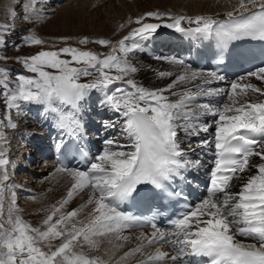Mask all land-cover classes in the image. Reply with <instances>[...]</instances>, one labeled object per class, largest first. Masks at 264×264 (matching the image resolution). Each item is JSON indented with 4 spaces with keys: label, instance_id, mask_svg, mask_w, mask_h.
<instances>
[{
    "label": "snow or ice",
    "instance_id": "snow-or-ice-1",
    "mask_svg": "<svg viewBox=\"0 0 264 264\" xmlns=\"http://www.w3.org/2000/svg\"><path fill=\"white\" fill-rule=\"evenodd\" d=\"M18 7L23 11L13 8L11 18L0 22V52L6 53L17 20L28 27L15 49L40 48L16 56L23 69L19 73L3 66L6 55L0 57V104L7 117L6 124L0 122V140H5L2 129L18 128L8 113L14 110L19 117L29 104L41 105L60 135L72 140L87 135L84 115L93 92L113 115L102 122L109 135L87 168L60 162L52 170L66 173L71 184L41 226L23 218L16 191L9 193L7 219L0 221V264H126L138 253L145 257L139 264H193V258H206L210 264H264V88L246 77L214 87L224 81L221 74L195 69L175 57L156 59L180 66V74L172 78L173 72L160 71L158 76L170 82L148 88L134 78L141 69L133 63L166 20L171 22L164 26L189 38L215 39L221 48L239 39L264 40V0H239L227 19L147 11L135 21L141 26L115 43L108 38L77 41L109 47L106 55L73 46L70 37L49 44L32 34L39 17L49 15L46 0H18ZM148 19L158 22H144ZM248 75L264 81V67ZM212 97L223 100L202 102ZM208 154L207 194L194 205L186 204L168 228L160 226L159 213L142 217L122 210L142 194L171 199L177 195L172 186L187 183L189 174L202 166L201 156ZM9 163L0 151V168ZM9 185L15 188L8 172L0 171V192ZM141 185L151 187L145 191ZM85 191L90 193L87 204L94 207L78 219L86 205L72 211L66 207ZM4 199L0 194V201ZM141 227L151 228V234L140 233L136 246L124 250L133 239L124 231ZM164 246L172 251H163ZM148 248L155 250L149 253Z\"/></svg>",
    "mask_w": 264,
    "mask_h": 264
},
{
    "label": "bare ground",
    "instance_id": "bare-ground-1",
    "mask_svg": "<svg viewBox=\"0 0 264 264\" xmlns=\"http://www.w3.org/2000/svg\"><path fill=\"white\" fill-rule=\"evenodd\" d=\"M0 1H2V0H0ZM78 1H80V0H78ZM83 1L85 3L86 0H83ZM132 1H134V0H132ZM132 1H130V3H128V0H110L109 7H108L109 10H104L105 12H101V13H99L97 11L96 12L94 11L93 13L90 14V16H85L83 14V19H81V17L75 19L73 14H63L62 16L59 15L58 17L56 16L54 20L57 19V21H55L53 23H58L59 26H56V27L51 26L50 30H48L47 33L51 32L50 35L53 34V38H56L57 36H59V37H61V36L68 37L70 35V32H68V29L71 28L73 33L75 35H79L80 38H85V37L89 38V37H91L92 40L94 41V39L96 38L95 36H99L100 38L111 39L113 41V43H115L116 41L121 39L124 35L129 34L130 30L127 29V28H129V25H130L129 23L131 21H134V16H137L138 14H141V11H142L141 8H136L135 7L136 8L135 10L132 8V6H133V4H131ZM49 2H51V1L46 0V3H49ZM55 2H57V3H53L54 5H52L54 8L49 9L48 12H50L52 10L54 11V10L60 9L61 7H58L60 5L59 3H62L64 1L63 0H56ZM93 2H94V0H93ZM2 6H3L2 8H4L8 12V14H10V15L12 14V9L13 8H16L17 12H18L17 9L19 8L18 7V0H3V5ZM55 6H57V7H55ZM19 12H20V10H19ZM226 13L227 12H224V13H220L218 11H214L213 12L212 10H210L209 8L208 9L205 8L204 5H201V4L199 6L198 5L193 6V8H191V11H190L191 16L207 15V16H212V17H214L216 19L227 18ZM121 26H123V27H121ZM182 26L187 27L188 25L187 24H183ZM59 31H61V32H59ZM21 32H22L21 30H17L16 34L13 35L14 39H16V38L19 39V37L21 35L20 34ZM161 35H162V37L163 36L165 37L167 35L165 38H169L170 36L174 37V38H184L185 37V35L177 32L175 29H172V28H170L168 31H165ZM152 37H156V36L152 35L147 40L148 46H146L147 48H145V52L143 53L144 55H146L149 58V60L148 61L140 60L139 59L140 56L138 57L137 55H136L135 59L133 60V63L136 64L141 69L135 75L134 78L139 83H142L145 87H148V88H159V87H163L166 83L170 82V79H171V78H161V77H159L158 73L160 71H171L174 74L172 78H174L175 75H179L180 74L182 69L180 68V66L170 65L168 63V61L165 60V59H156V57L160 56L158 54V51H162V55L160 57L172 58L174 56H173V53L171 54L170 52L166 51V49H167L166 46H167V40L168 39L165 42H161V43H158L159 39H158V41H155L154 43H151V38ZM58 46L62 47L63 45L61 44V45H58ZM90 46H92V45H89V44L87 46L80 45V47L83 48V49H88ZM153 46H155V48H153ZM163 47H164V49H162ZM169 47H171V50L173 52H175L178 55H180L178 57V59H182L183 58V59L186 60V58L184 56V53L181 52L178 49L180 47L179 45H174L175 49L173 48V46H169ZM97 48L99 49L100 53L105 54V55L110 52L109 47L100 46V45L97 44ZM18 67L14 66L12 68H13L14 71L17 72L19 70ZM251 79H253V80H251ZM246 80L248 82H250V83L255 84L257 87L264 88V81L258 80L256 77H246ZM215 86L227 87L223 82L220 85H214V87ZM93 94H94V92L89 96L88 109L87 110L89 112L93 113L94 115L99 114L101 119H102V122L105 121V120H108L113 115L111 112H109L108 110H106L105 108H103L101 106H100L98 111L93 109V105L98 102L95 98H93ZM97 98L99 99V101L101 103V95L98 92H97ZM173 99H176V98L173 97ZM210 99H213V100L217 101L218 99L223 100V97H220V98H215V97L207 98L204 101H208ZM14 119H15V122H18V128L17 129H19V132H17V133H14V132L9 133L12 136L14 134H16V136H13L14 140H12V141H10V140H8V141L0 140V143L1 142L3 143L2 147L0 148V151L3 152L4 158H6V159H8L10 161V163L7 166H4V168H0V169L6 170L8 172V174H9V176L11 177V180L14 179L15 188L13 189L12 186L9 185V188L6 189V190H3L2 192H0V194H2L6 198L7 196H9V193L12 190H15L16 194H17V197H18V206L21 209L26 208V211L29 212V213H33V212H35V214L37 213V216H36L37 218H38V214H39V218L44 220V217H40L43 214L41 212L43 210H45V209L49 212V209L53 206V205H51V203L54 201V203L57 204V202L60 201L64 197V195H62L61 197H58L57 199L53 200V198L55 197L54 194L58 193V192H60V193L61 192H65V189H66L65 186L66 185L68 186L69 183H67L68 181H66L65 179H63V181L59 180V178H63L64 175H66V173H60V175L59 176L57 175V177H56V179H58L57 180L58 183H53L52 182L53 191L51 192V194L47 193L48 195L46 194L44 197L43 196L42 197L41 196L40 197H36V198H34L35 200L29 199L30 198L29 195L31 193L29 194V191H27V186H28L27 184H29V177L32 176L33 173L32 174H28L27 171L29 169H30V172H33V170H38L39 166H37V165L44 162V164H46L44 169H46V173H49V170H51V168L54 167L55 163L54 162H49L50 160H44L45 156L48 153V150L51 148V146H47L46 144H44L45 145L44 146L43 142H42V136L44 137L46 135V132H44L43 129H40L39 131H34V132H32L30 134L29 130L25 127L26 125L22 121H18V117L14 118ZM30 119H32V118H29V120ZM46 119H47V117H45L43 119V121L46 120ZM205 119L207 120L208 117H205ZM37 121H39V119ZM43 121H41V122H43ZM33 123H34V121L30 120L29 121V127H31V125L33 126L34 125ZM84 126H86L85 123H84ZM10 130H11V128H10ZM84 131L86 132L87 135H91L88 131L85 130V127H84ZM106 132H108V131H106ZM87 135L84 136L86 139H88ZM37 136H39V139L36 138ZM29 139H32V141H33L31 143V145H29V141H28ZM186 143L187 142H185L184 146H186ZM103 144H104V140H103ZM16 145H17V147L13 148V146H16ZM26 148H29V149L27 150ZM35 150H38V154L37 155H36ZM197 154H199V150L197 151ZM10 157L12 159H10ZM21 163L23 165H27L29 167V169L25 168ZM19 164H21V165H19ZM15 166H19L20 169L22 168L23 170H21L22 172L20 174L18 173V175L14 177L13 175H15V171H16L15 170ZM25 174H28V175H25ZM39 175H41V174H39ZM26 180H28V182L24 183V181H26ZM67 180H68V178H67ZM46 185H49V184H46ZM36 191H37V189H36ZM84 195H85V199L83 200L84 203L82 205H87L85 200L87 198H89L90 193L85 191ZM6 204L7 203H5V202L3 204L4 205V210H5V212L3 210V212H4V215H3L4 217L3 218H5L6 215H7V211H6L7 208L5 206H7L8 204L7 205ZM78 204H80V202ZM78 204L76 206H78ZM87 206H90V205H87ZM92 206H91V208H92ZM83 212H84V210H83ZM45 213H47V212H45ZM38 226H40V224ZM130 231H132L133 233H139V234L140 233H145L146 234V231H144V230L130 229ZM151 232L152 231H150V232L147 231L148 235H150ZM126 235H128V234H126ZM128 236H130V234ZM136 237H137V235H136ZM130 244L131 243H129V245ZM158 246L160 247V245H158ZM163 249H164V247H163ZM167 251L170 252L169 250H167ZM149 253H152V252L150 251ZM100 254H102V252ZM104 258H107V257H104Z\"/></svg>",
    "mask_w": 264,
    "mask_h": 264
},
{
    "label": "rangeland",
    "instance_id": "rangeland-1",
    "mask_svg": "<svg viewBox=\"0 0 264 264\" xmlns=\"http://www.w3.org/2000/svg\"><path fill=\"white\" fill-rule=\"evenodd\" d=\"M49 1H51V2L47 3V12H48L49 9L54 8L52 6V5H54L53 3H57V2H55L56 0H49ZM63 1L64 2L59 3L60 5L58 4L59 5L58 7H61L60 9H57V10H54V11L52 10V11L48 12L49 15H47V16L41 15L39 17V21H38L37 25L34 28H32V34L39 36L40 38L44 39L45 41H48L49 44H51V42L58 41L59 38H60L59 36H57L56 38H53V34L50 35L51 32L47 33L48 30H50V27L51 26H54V27L59 26L58 23H53V22L57 21V19L54 20L56 16L58 17L59 15L62 16L63 14H73L74 17H75V19H77L79 17H81V19H83V14L85 16H90V14L93 13L94 11L95 12L97 11V12L101 13V12H105L104 10H109L108 7H109V2H110V0H94V2H93V0H86L85 3H84L83 0H80L81 2L78 1V0H63ZM130 1H132V0H128V3H130ZM131 4H133L132 8L134 10L136 8H141L142 11L140 10L141 11V14H138L137 16H134V21H131L129 23L130 24L129 25V28L130 27L131 28L130 29L127 28V29L130 30V32L134 28H137V27H140L141 26V25L136 24L135 21H136V19L138 17L145 15L147 13V11H156V12H159V13H168V14H170L172 16H177V15L189 16V15H191L190 14L191 8H193V6H195V5H198L199 6L201 4V5H204L205 8H207V9L209 8L213 12L214 11H218L220 13H224V12H228V11H235L239 7V0H134V1H132ZM2 5H3V0L0 1V22L9 20L11 18V15H12V14L11 15L8 14V12L4 8H2L3 7ZM55 7H57V6H55ZM17 10H18V12H19V10L20 11H23L20 8H18ZM144 22H146V23H155V22H158V21H156L154 19H148V20H145ZM170 22H171V20H166V21L160 22L161 23V27L159 29H157V31H156L157 34H158V32H161L160 34H158V36H160L161 38H163L161 34H163L165 31H168L170 29V28H168V27H166L164 25L166 23H170ZM15 26H16V28L18 30H21L22 31L20 34H22L25 31V29L28 27V25H26V23L23 20H17ZM59 32H61V31H59ZM68 32H70V35L68 36V37H70L69 43H71L73 46L80 47V44H78L77 41H79V40H81L83 38H80L79 35H75L73 33V31H72L71 28L68 29ZM153 35L155 36L156 34H153ZM61 37H63V36H61ZM95 37L96 38H100L99 36H95ZM155 38H156V41H158V38L157 37H155ZM89 39L92 40L91 37H89ZM19 43H20V40L17 39V38L14 39V37L12 36L10 38L9 43H8V47L6 49V53L5 52H0V57H3L5 55L8 57V59L6 61H3V66L4 67H7L9 69H12V70H13L12 67H14V66L15 67L16 66L18 67L19 66L18 67L19 70L17 71V73L23 72V69L20 67V65L18 63H15L16 56L19 55L21 52H28V51L35 52L36 50H38L40 48V46L26 48L23 45H21L19 49H15V45L16 44H19ZM57 44L58 45H61L62 43H57ZM58 45H56V47H59ZM89 45H92V46H90L88 49H84V50H92V51H96V52H99L100 53L99 49L97 48V44L90 43ZM145 48H147V47H145ZM45 49L47 50V45L45 46ZM52 50H55V49H52ZM137 56L138 57L140 56L139 57L140 60H143V61H148L149 60V58L146 55H144L143 53H138ZM13 72L15 73L16 71L13 70ZM253 79H251V80H253ZM82 82H86V80H82ZM242 82H244V81H242ZM25 113H26V107L24 106V112H23L22 115H20L18 117V121H22L26 125L25 127L29 130V132L31 134L32 132H34L33 130L36 128V127H34L36 125V121L35 120H38V119L31 117L32 119H34V123H33L34 125L32 126L30 124L31 127H29V121H30L29 118L30 117H27ZM8 115H10L11 118H12V120H13V122H15V119L14 118H17V115H16L15 111L14 110L11 111L10 113H8ZM41 121H43V120H41ZM0 122H3V123H6L7 122V117L5 116V108H4V105L3 104H0ZM33 127H34V129L32 130ZM40 128L42 129V126ZM2 130L4 131L5 137H6L4 141H8V140L12 141V140H14L13 136H16V134H14L12 136L9 133H12V132L17 133V132H19V129H15V130H12L11 129L10 130V127H5ZM39 130H37V131H39ZM2 145H3V143L1 142L0 143V148L2 147ZM14 147H17V145L16 146H13V148ZM26 149L28 150L29 148H26ZM10 159H12V158L10 157ZM21 164H19V165H21ZM45 165L46 164L42 165V163L39 164V165H37V166H39V169L38 170H33V172H30V169H29V167L27 165H23L25 168L29 169L28 170L29 172L27 171L28 174H32V173L34 174L35 173L34 175H32V176L29 177V184L30 185L27 184L28 185L27 186V191H29V194L31 193L29 195V197H30L29 199L35 200L34 198H36V197H40V196L41 197L42 196L44 197L47 193L48 194H51V192L53 191L52 182L53 183H58L57 182L58 179H56V177H57V175L59 176L60 173L53 172L52 171L55 168V166L53 168H51V170H49V173H46V169H44ZM15 170H16L15 171V175H13L14 177L17 176L18 173L20 174L22 172L21 170H23V169L22 168L20 169L19 166H15ZM0 171H3V169H0ZM28 174H25V175H28ZM39 174H41V175H39ZM67 178H68V180H67ZM63 179H65L66 181H68L67 183H69V185L71 184V182H70L71 181V178L68 177L67 174L64 175L63 178H59V180H61V181H63ZM12 181H14V179H12ZM30 181L31 182L33 181V182L31 183ZM25 182H28V180L24 181V183ZM46 184H49V185H46ZM69 185L68 186L67 185L65 186L66 187L65 192L55 193L54 194L55 197L53 198V200L57 199L58 197H61L62 195L66 196L67 190H69V188H70ZM36 189H37V191H36ZM84 194H85V192H82V193H79L77 196H75V198L73 199V201H71L69 203V205L66 207V211H72L74 209L81 208V205L84 203L83 200L85 199V195ZM87 200H88V198L85 200L86 201V204H87ZM4 202L9 205L8 196L3 201H0V203H2V204H4ZM79 202H80V204H78ZM54 204L55 203L53 201L51 203V205H54ZM77 204H78V206H76ZM87 205H86V207L81 208V212H80V215H79L78 219H83L84 216H85V214L87 215L93 209V207H94L92 205H90V206H87ZM7 206H5L7 208L6 211H8V207H9V206L8 207ZM91 206H92V208H91ZM3 210H4V205H3ZM22 210H23V212H22L23 218L26 221H28L29 223H32L33 226H35V225L38 226L39 224L41 226L43 224V220L39 218V214H38V218H37L36 217L37 216V213L36 214H35V212L29 213V212L26 211V208H23ZM83 210H84L85 213L83 212ZM4 212H5V210H4ZM45 212H47V213H45ZM41 213H43V214L40 217H44V219L49 214V212L46 209L43 210ZM3 217L4 216H0V220L1 221H3V220L6 221L7 215H6L5 218H3ZM7 227H9V225H7L5 223V228H7ZM126 234H128V235L130 234V237H133V239L131 240V244H130L131 246L129 245V243H125L124 250H128L131 247L136 246V244L139 241L136 240L135 237H136V235H137V237L140 236L139 233H133L130 230H125L124 233H123V235H126ZM146 234L148 235L147 232H146ZM104 247L105 246L102 245V249H101V252L102 253L104 251ZM154 250H155L154 248H148L147 249V252H150V251L151 252H154ZM162 250L163 251H167V249L165 247H164V249L162 248ZM92 254L93 255H96L97 253H92ZM144 258L145 257H144L143 254L138 253L134 257L130 258L126 262V264H139V261L141 259H144ZM117 259H118V255H117Z\"/></svg>",
    "mask_w": 264,
    "mask_h": 264
}]
</instances>
